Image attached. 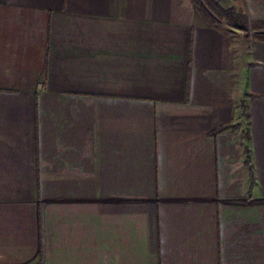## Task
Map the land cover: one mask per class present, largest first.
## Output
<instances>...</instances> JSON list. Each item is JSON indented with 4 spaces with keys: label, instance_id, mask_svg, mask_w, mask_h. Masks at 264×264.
I'll list each match as a JSON object with an SVG mask.
<instances>
[{
    "label": "crops",
    "instance_id": "0c3cea01",
    "mask_svg": "<svg viewBox=\"0 0 264 264\" xmlns=\"http://www.w3.org/2000/svg\"><path fill=\"white\" fill-rule=\"evenodd\" d=\"M0 264H264V40L193 0H0Z\"/></svg>",
    "mask_w": 264,
    "mask_h": 264
},
{
    "label": "trees",
    "instance_id": "16d2710c",
    "mask_svg": "<svg viewBox=\"0 0 264 264\" xmlns=\"http://www.w3.org/2000/svg\"><path fill=\"white\" fill-rule=\"evenodd\" d=\"M199 13L212 25H220L222 21L249 33L256 32L257 39L264 40V20L251 21L248 15L235 7L224 8L219 0H193Z\"/></svg>",
    "mask_w": 264,
    "mask_h": 264
},
{
    "label": "rangeland",
    "instance_id": "374dc122",
    "mask_svg": "<svg viewBox=\"0 0 264 264\" xmlns=\"http://www.w3.org/2000/svg\"><path fill=\"white\" fill-rule=\"evenodd\" d=\"M219 2L221 3V5L222 6H224V8H226V9H228V8H231V7H235V8H241V0H240V2H239V0H219ZM242 10V9H241ZM251 19V21H256V19H253V17H250ZM222 23H224V24H226L227 25V23L226 22H224V21H222ZM236 34H237V36H240V34H241V36H244V33H242V31L241 32H239V33H237L236 32ZM251 36V35H250Z\"/></svg>",
    "mask_w": 264,
    "mask_h": 264
}]
</instances>
